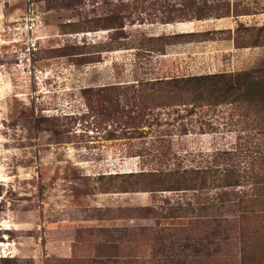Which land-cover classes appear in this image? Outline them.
<instances>
[{
	"label": "rangeland",
	"instance_id": "rangeland-1",
	"mask_svg": "<svg viewBox=\"0 0 264 264\" xmlns=\"http://www.w3.org/2000/svg\"><path fill=\"white\" fill-rule=\"evenodd\" d=\"M204 1L0 0V264H98L83 255L103 229L156 223L142 208L154 202L149 178L129 173L158 167L167 145L184 155L238 142L236 127L182 134L164 105L158 121L123 124L138 95L148 104L161 90L154 83H237L228 76L246 72L238 83H264V0ZM211 19L195 35L154 39L182 33L170 24ZM217 113L222 121L230 109ZM140 233L111 251L121 264H154Z\"/></svg>",
	"mask_w": 264,
	"mask_h": 264
},
{
	"label": "trees",
	"instance_id": "trees-1",
	"mask_svg": "<svg viewBox=\"0 0 264 264\" xmlns=\"http://www.w3.org/2000/svg\"><path fill=\"white\" fill-rule=\"evenodd\" d=\"M195 34H162L154 39L165 40L166 45L175 36ZM249 75L246 72L228 76L237 83H173L226 77L218 75L154 83L161 90L156 89L148 104L146 96L138 95L142 104L125 112V127H140L150 116L158 121L162 113L155 108L164 105L168 117L180 122L177 129L182 134L199 129L222 135L221 129L236 127L240 135L235 144H220L216 139L210 149L191 150L184 155L172 152L171 145H167L160 152L158 167L129 173L127 176L139 174L149 178L150 184L143 191H150L155 197L163 191L170 195L161 201L154 197L152 205L142 207L148 212L145 217L156 219L155 225L103 229L106 237L97 245L94 262L121 264L120 255H112L111 251L120 250L118 244L126 240L127 232L139 235V231H150L151 237L140 233L138 241L147 244L154 264H261L264 261V143L261 139L255 142L251 136L264 133V83H238L241 76ZM221 107L230 109V115L223 116L222 121L216 114ZM160 138L170 142L167 137ZM178 219H186L187 223L163 224L164 220Z\"/></svg>",
	"mask_w": 264,
	"mask_h": 264
},
{
	"label": "bare ground",
	"instance_id": "bare-ground-1",
	"mask_svg": "<svg viewBox=\"0 0 264 264\" xmlns=\"http://www.w3.org/2000/svg\"><path fill=\"white\" fill-rule=\"evenodd\" d=\"M224 18L218 19V24L221 26L224 22ZM214 20H205V21H183V22H178L175 24H170L169 26L172 29L178 30V31H195V29L200 25L201 23H206V22H213ZM226 23V22H225ZM228 23V22H227ZM215 24V23H214ZM217 25V23L215 24ZM217 25V26H219ZM207 26V25H206ZM201 27V26H200ZM214 28V27H213ZM223 28V27H222Z\"/></svg>",
	"mask_w": 264,
	"mask_h": 264
},
{
	"label": "crops",
	"instance_id": "crops-1",
	"mask_svg": "<svg viewBox=\"0 0 264 264\" xmlns=\"http://www.w3.org/2000/svg\"><path fill=\"white\" fill-rule=\"evenodd\" d=\"M113 227H125V225H115V226H112L110 228H113ZM97 245L98 244L93 245L92 246V249L90 250V252L88 254H84L83 256L84 257L87 256L88 258H91V259L95 258L96 257V253H97ZM69 246L70 247H68V249H70V251H67L65 253V255L63 256V258H66V259H72L73 258V256H74V254H73V248H72L73 245L71 246V244H69ZM62 248H64V247H62Z\"/></svg>",
	"mask_w": 264,
	"mask_h": 264
},
{
	"label": "water",
	"instance_id": "water-1",
	"mask_svg": "<svg viewBox=\"0 0 264 264\" xmlns=\"http://www.w3.org/2000/svg\"><path fill=\"white\" fill-rule=\"evenodd\" d=\"M178 31V30H177ZM179 32H182V33H189V32H195L194 30L193 31H179Z\"/></svg>",
	"mask_w": 264,
	"mask_h": 264
}]
</instances>
